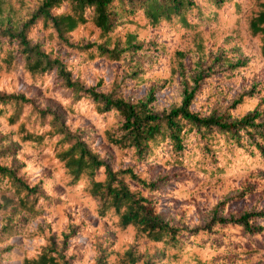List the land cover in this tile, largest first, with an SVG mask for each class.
<instances>
[{"label":"trees","instance_id":"obj_1","mask_svg":"<svg viewBox=\"0 0 264 264\" xmlns=\"http://www.w3.org/2000/svg\"><path fill=\"white\" fill-rule=\"evenodd\" d=\"M231 253H264V0H0V264Z\"/></svg>","mask_w":264,"mask_h":264},{"label":"rangeland","instance_id":"obj_2","mask_svg":"<svg viewBox=\"0 0 264 264\" xmlns=\"http://www.w3.org/2000/svg\"><path fill=\"white\" fill-rule=\"evenodd\" d=\"M251 82L253 84L255 79ZM219 264H264V253L258 257L231 253L228 257L220 259Z\"/></svg>","mask_w":264,"mask_h":264}]
</instances>
